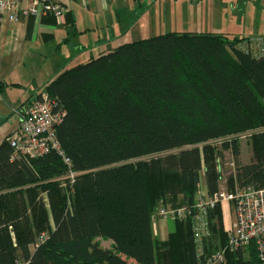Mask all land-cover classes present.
Segmentation results:
<instances>
[{
    "label": "trees",
    "instance_id": "obj_1",
    "mask_svg": "<svg viewBox=\"0 0 264 264\" xmlns=\"http://www.w3.org/2000/svg\"><path fill=\"white\" fill-rule=\"evenodd\" d=\"M245 40L171 32L59 69L31 98L63 112L56 138L76 176L61 180L68 168L55 152L15 159L13 132L0 142V264H203L225 249L221 204L207 212L201 256L190 220L173 221L163 242L152 224L160 209L218 194L223 180L228 193L264 189V56L238 50ZM220 264L264 260L250 243L225 249Z\"/></svg>",
    "mask_w": 264,
    "mask_h": 264
},
{
    "label": "crops",
    "instance_id": "obj_2",
    "mask_svg": "<svg viewBox=\"0 0 264 264\" xmlns=\"http://www.w3.org/2000/svg\"><path fill=\"white\" fill-rule=\"evenodd\" d=\"M53 1L64 9L63 18L59 21L54 20L52 23L33 17H21L16 22L3 21L0 23V83L17 85L26 89L27 100L43 88L59 69L74 66L75 62L81 60L86 62L94 53L98 55L105 50L114 49L116 39L123 34L129 35L150 17L148 11L135 17L134 12L142 6L140 0H133L134 11L130 10V7L128 10L124 8L123 4L128 0ZM142 1L145 4L148 2V0ZM217 1L222 6L223 2L227 0H190V6L196 8V12L201 17V10L206 7L207 11L220 10L216 6ZM131 22H133L132 26L126 29V26ZM121 32H123L122 35ZM182 32L218 34L230 39H249L237 35L236 31L228 28L225 24L206 25ZM133 36L135 38L139 34H132ZM34 47L41 51L36 53L37 58L34 57L33 60ZM34 61L39 62L37 65L40 73L36 72L27 79L22 67ZM221 183L223 181L219 183V192L222 191ZM224 210L222 213H226ZM226 216H228V212L225 217L223 215V218ZM173 230V221L156 220L152 224L153 236L161 242L166 241ZM105 243H107L105 248H111L110 241Z\"/></svg>",
    "mask_w": 264,
    "mask_h": 264
},
{
    "label": "built area",
    "instance_id": "obj_3",
    "mask_svg": "<svg viewBox=\"0 0 264 264\" xmlns=\"http://www.w3.org/2000/svg\"><path fill=\"white\" fill-rule=\"evenodd\" d=\"M64 9L53 0H0V23L16 22L19 18L52 17L59 21ZM264 40L249 38L237 45V49L251 54L256 59L264 56ZM15 113L19 116L17 129L9 136V143L14 150V158H38L49 152H55L63 158L68 172L64 179L72 184L76 174L70 168V161L64 158L56 138V127L63 118V112L55 111V103L45 95L40 99L32 97ZM242 138V137H241ZM229 168H233L230 163ZM231 203L234 209V224L227 236L225 249L230 252L244 250L254 243L261 260H264V189L253 187L235 188L233 193L223 191L207 197L200 191L194 205L190 208L160 209L155 220L175 221L190 220L198 253L203 250V238L207 235V212L217 204ZM42 241L44 234L39 237ZM225 249L203 259V264H220L224 261Z\"/></svg>",
    "mask_w": 264,
    "mask_h": 264
},
{
    "label": "rangeland",
    "instance_id": "obj_4",
    "mask_svg": "<svg viewBox=\"0 0 264 264\" xmlns=\"http://www.w3.org/2000/svg\"><path fill=\"white\" fill-rule=\"evenodd\" d=\"M140 5L142 6L134 12L136 15L135 17H138L145 11L149 12L148 14L150 17L145 19L147 21H144L140 27L136 28L129 35L126 36V34H123V36L116 39L114 41L115 47L131 41L147 39L171 32L183 33L182 31H190V29H198V27L206 25L211 26L212 24H225L243 38H261L264 40V0H227L223 2L222 6L220 2L217 1L216 6L220 10H216L215 12V10L207 11V7L203 10L199 8L201 10V17L198 15V12H196V8H191L190 0H148L147 4L140 0ZM123 6L126 10L130 7V10L134 11L135 3L133 0H128ZM217 12H219V14H216ZM132 18L134 20V17ZM132 23L133 22L129 23L126 29L131 27ZM123 32H121V35ZM137 33L139 36L135 38L134 36L132 37V34ZM69 39H71L70 36ZM39 51H41L39 48L34 47L32 54L33 60L34 57L37 58L36 53H39ZM96 55L97 54L94 53V55L92 54L91 56L96 57ZM84 62L85 60H81L75 63L79 64ZM37 64H39V62L34 61L22 67L27 79L36 72L40 73V71L38 72L39 67ZM3 85V88L0 90V142H2L5 136L17 129L19 116L15 111L20 109L28 98L26 89L11 84ZM239 148L241 163H249L252 156L249 137H242L239 139ZM230 161V153H224V162L229 163ZM233 170L234 167L224 169V178L233 172ZM235 188L234 186V190ZM221 189L225 193L228 192L225 180L221 183ZM220 207L222 210L225 209L224 211L226 213L228 212L226 218L222 216L224 231L227 238L235 221L234 209L231 203H223ZM226 213H223L224 217ZM217 241L220 244V238H217ZM97 242L102 247H106L107 245V243H105L106 241L103 239H97Z\"/></svg>",
    "mask_w": 264,
    "mask_h": 264
}]
</instances>
